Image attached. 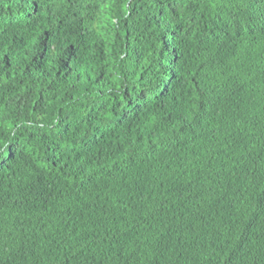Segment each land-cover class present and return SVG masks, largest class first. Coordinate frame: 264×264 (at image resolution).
<instances>
[{
	"label": "trees",
	"instance_id": "trees-1",
	"mask_svg": "<svg viewBox=\"0 0 264 264\" xmlns=\"http://www.w3.org/2000/svg\"><path fill=\"white\" fill-rule=\"evenodd\" d=\"M0 264H264V0H0Z\"/></svg>",
	"mask_w": 264,
	"mask_h": 264
}]
</instances>
